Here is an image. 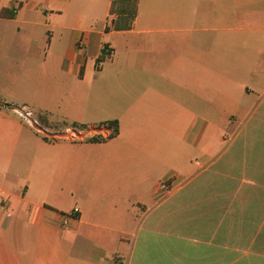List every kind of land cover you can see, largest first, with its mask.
<instances>
[{
  "label": "crops",
  "instance_id": "0c3cea01",
  "mask_svg": "<svg viewBox=\"0 0 264 264\" xmlns=\"http://www.w3.org/2000/svg\"><path fill=\"white\" fill-rule=\"evenodd\" d=\"M129 1L0 0V264H260L264 0Z\"/></svg>",
  "mask_w": 264,
  "mask_h": 264
},
{
  "label": "built area",
  "instance_id": "2783aa9c",
  "mask_svg": "<svg viewBox=\"0 0 264 264\" xmlns=\"http://www.w3.org/2000/svg\"><path fill=\"white\" fill-rule=\"evenodd\" d=\"M17 9L15 8L13 11L15 12ZM105 55H109L112 53V50H111V47L110 46H106L105 47ZM17 113L19 114V116H21L22 118L26 119L27 121H29L32 125H34L35 127L38 128V131H42L41 129L43 128H40L39 127V122L38 120L34 119L33 118V115H32V111L28 108H25V107H20L17 109ZM80 135L81 133L78 131V129H70L68 128V130H66V134H58L57 132L53 133V135H51V138L52 139H59V138H69V139H73V140H76V139H80ZM78 213V209L77 207L76 208H73V210L71 211V215L73 216H76ZM67 218H65V223H67ZM124 261V258L123 256L121 255H117L115 257V259L113 260L114 264H120Z\"/></svg>",
  "mask_w": 264,
  "mask_h": 264
},
{
  "label": "rangeland",
  "instance_id": "374dc122",
  "mask_svg": "<svg viewBox=\"0 0 264 264\" xmlns=\"http://www.w3.org/2000/svg\"><path fill=\"white\" fill-rule=\"evenodd\" d=\"M134 2L133 0H130L127 4V10L129 12H132L133 10V6H134ZM38 118V115H35ZM40 121V120H39ZM42 122V121H41ZM44 125V123H42ZM40 128H44L42 126L39 125ZM73 129V128H70ZM76 129V128H75ZM66 130H68V128H66L65 125L60 124V125H56V130L58 134H66ZM242 262H257L260 264H264V256H262L261 254H258L257 256H242Z\"/></svg>",
  "mask_w": 264,
  "mask_h": 264
},
{
  "label": "trees",
  "instance_id": "16d2710c",
  "mask_svg": "<svg viewBox=\"0 0 264 264\" xmlns=\"http://www.w3.org/2000/svg\"><path fill=\"white\" fill-rule=\"evenodd\" d=\"M105 53H106V51H104L103 55H105ZM109 126H112L114 128L112 135H115L119 131L117 121L109 122ZM101 139H102V137H99V136H95V137L90 138V140H92V141H97V140H101Z\"/></svg>",
  "mask_w": 264,
  "mask_h": 264
}]
</instances>
